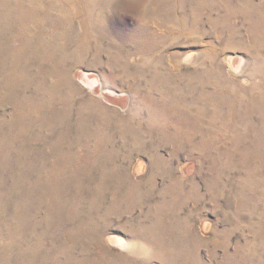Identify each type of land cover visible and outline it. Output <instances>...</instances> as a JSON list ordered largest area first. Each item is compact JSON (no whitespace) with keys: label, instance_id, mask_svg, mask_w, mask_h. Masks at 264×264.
Masks as SVG:
<instances>
[{"label":"rangeland","instance_id":"1","mask_svg":"<svg viewBox=\"0 0 264 264\" xmlns=\"http://www.w3.org/2000/svg\"><path fill=\"white\" fill-rule=\"evenodd\" d=\"M0 264H264V0H0Z\"/></svg>","mask_w":264,"mask_h":264},{"label":"bare ground","instance_id":"2","mask_svg":"<svg viewBox=\"0 0 264 264\" xmlns=\"http://www.w3.org/2000/svg\"><path fill=\"white\" fill-rule=\"evenodd\" d=\"M148 8V7H147ZM155 10V9H154ZM162 11V10H161ZM176 11H177V9H176ZM173 12V11H172ZM158 13H159V11H158ZM161 14V13H160ZM76 16V15H75ZM166 16V15H165ZM168 16V15H167ZM73 18V17H72ZM170 23V22H169ZM157 26V25H156ZM80 29V28H79ZM87 29V28H86ZM78 33V32H77ZM81 33V32H80ZM81 36V35H80ZM74 37V36H73ZM257 40H258V38H257ZM156 50V49H155ZM181 61V60H180ZM170 64V63H169ZM63 98V97H62ZM61 98V99H62ZM66 100V99H65ZM66 109V108H65ZM86 129V128H85ZM117 175V174H116ZM29 178V177H28ZM119 180V179H118ZM236 242V241H235ZM112 245V244H111Z\"/></svg>","mask_w":264,"mask_h":264}]
</instances>
